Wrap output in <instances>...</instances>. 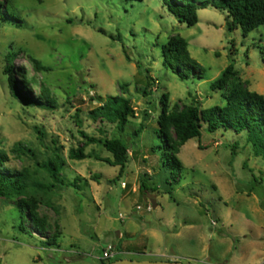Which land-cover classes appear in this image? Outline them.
Here are the masks:
<instances>
[{
	"label": "rangeland",
	"instance_id": "374dc122",
	"mask_svg": "<svg viewBox=\"0 0 264 264\" xmlns=\"http://www.w3.org/2000/svg\"><path fill=\"white\" fill-rule=\"evenodd\" d=\"M0 5L10 13L7 21L0 18V149L8 157L1 169L27 184L22 195L0 197V264H264V157L254 154L247 134H210L203 124L201 138L179 149L177 182L153 151L164 96L169 112L192 103L201 110L224 106L239 83L264 96V26L247 36L240 28L230 32L226 12L209 6L189 27L163 0ZM175 35L188 42L203 78L182 80L164 65L162 46ZM11 52L26 101L11 87ZM231 64L236 76L226 89L212 90ZM113 96L132 101L134 117L124 132L90 115ZM100 128L129 145L123 176L98 145L85 147L87 159L69 157L82 146L81 131L98 138ZM18 142L32 153L14 152ZM55 155L64 164L65 185L42 167ZM109 247L112 256L105 258Z\"/></svg>",
	"mask_w": 264,
	"mask_h": 264
},
{
	"label": "trees",
	"instance_id": "16d2710c",
	"mask_svg": "<svg viewBox=\"0 0 264 264\" xmlns=\"http://www.w3.org/2000/svg\"><path fill=\"white\" fill-rule=\"evenodd\" d=\"M143 1V0H139ZM168 11L181 23L189 27L198 24V10L206 9L209 6L217 10L226 12V24L230 32L241 29L242 34L247 36L254 30L264 26V0H163ZM0 18L7 21L10 13L6 7L0 5ZM164 65L171 69L182 80L193 77L203 78V70L199 64L191 57L188 42L181 36L171 37L166 44L162 46ZM16 54L13 52L7 56L10 63L8 69L11 87L16 96L23 97L19 92L14 79L13 62ZM38 68L45 69L41 62L33 59ZM237 72L233 64L229 65L221 76L212 84V90H224L229 82L236 76ZM147 94V90L144 92ZM44 97L48 91L43 89L41 93ZM162 109L157 120L158 128L156 135L159 143L153 147V151L159 152L162 159V167L172 175L174 182L183 169V164L178 158L180 147L193 139H199L202 136L203 124L206 125V131L215 134L219 131H233L236 134L246 133L249 142L253 147L256 156L264 157V96L249 91L245 85L237 84L230 88L226 96L224 106H214L209 109L201 110L198 103H192L190 106L179 110L168 111L167 96L161 100ZM91 117L100 124L110 123L117 125L119 131L124 132L130 119L134 117V108L132 101L124 96L109 97L107 101L95 108L90 113ZM77 123H81L78 121ZM104 134L102 137L90 136L81 131L83 142L77 149H71L69 157L71 160L82 161L89 156L85 153V147L89 145H98L106 149L113 156L112 166L120 167V176L126 172L128 164L129 145L120 139H112L105 135V131L100 128ZM141 129L134 132L138 136ZM42 134V132H39ZM200 149H205L200 147ZM13 151L18 155L32 153L24 143L18 142L14 145ZM233 158L236 156L232 152ZM8 162L6 153L0 149V197L10 198L14 194L22 195L27 188L23 176L9 174L1 168ZM63 162L59 155H55L42 165L57 183L65 185V182L59 178L62 171ZM246 166V164H245ZM247 167V166H246ZM252 172V171H251ZM253 181L258 182V178L253 175ZM170 186L172 184L168 183ZM141 188L147 189L146 182L143 181ZM170 193V192H169ZM26 215H23L25 218ZM23 229H25L22 226ZM102 264H111V261L102 260Z\"/></svg>",
	"mask_w": 264,
	"mask_h": 264
},
{
	"label": "water",
	"instance_id": "95a60500",
	"mask_svg": "<svg viewBox=\"0 0 264 264\" xmlns=\"http://www.w3.org/2000/svg\"><path fill=\"white\" fill-rule=\"evenodd\" d=\"M153 208L157 207V202L155 200H152ZM213 219H216V216L214 215ZM111 264H184L182 262L178 261H138V260H129V259H121L112 262Z\"/></svg>",
	"mask_w": 264,
	"mask_h": 264
},
{
	"label": "built area",
	"instance_id": "2783aa9c",
	"mask_svg": "<svg viewBox=\"0 0 264 264\" xmlns=\"http://www.w3.org/2000/svg\"><path fill=\"white\" fill-rule=\"evenodd\" d=\"M121 218H124V215H121ZM111 250H112V247H109L108 251H106L105 254H104L105 258H108V257L112 256Z\"/></svg>",
	"mask_w": 264,
	"mask_h": 264
}]
</instances>
